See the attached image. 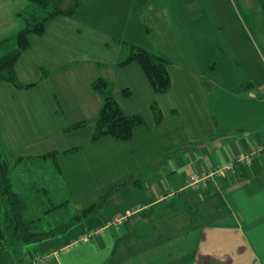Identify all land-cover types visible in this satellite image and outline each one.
<instances>
[{
    "label": "crops",
    "instance_id": "1",
    "mask_svg": "<svg viewBox=\"0 0 264 264\" xmlns=\"http://www.w3.org/2000/svg\"><path fill=\"white\" fill-rule=\"evenodd\" d=\"M27 5L0 0V42L23 28ZM260 8L86 0L29 35L14 64L27 87L0 81V153L41 237L19 254L6 247L0 264H264V149L239 160L264 146ZM128 43L168 55V92L154 93L138 64L118 66ZM97 79L143 117L129 139L92 141ZM191 175L204 178L191 187Z\"/></svg>",
    "mask_w": 264,
    "mask_h": 264
},
{
    "label": "trees",
    "instance_id": "2",
    "mask_svg": "<svg viewBox=\"0 0 264 264\" xmlns=\"http://www.w3.org/2000/svg\"><path fill=\"white\" fill-rule=\"evenodd\" d=\"M85 1L28 0L26 8L18 13V16L23 20V28L12 38L0 42V81L9 82L18 88H26V85L18 82L14 64L20 54L28 48V36L43 34L45 25L58 16H73ZM257 1L264 9V0ZM130 63L140 66L154 93L163 94L169 91L171 80L167 67L170 60L166 53L151 52L138 45L128 43L126 44V54L119 60L118 66ZM92 88L102 98V105L91 136L92 141H97L104 136H110L116 140L129 139L133 129L144 123L143 117L126 115L113 96L112 86L105 80H95L92 83ZM124 95L128 96L129 92L124 90ZM150 111L153 113L156 123L159 122L162 114L154 102L150 104ZM82 125L79 123L73 127ZM10 171L11 167L0 153V252L8 247L5 246L7 238L25 243L41 237L39 234L27 232L22 227L23 224H28L21 218L25 206L20 197L11 190ZM96 205L92 207L95 208ZM99 205L100 202L96 207ZM3 207H6V211H3Z\"/></svg>",
    "mask_w": 264,
    "mask_h": 264
},
{
    "label": "rangeland",
    "instance_id": "3",
    "mask_svg": "<svg viewBox=\"0 0 264 264\" xmlns=\"http://www.w3.org/2000/svg\"><path fill=\"white\" fill-rule=\"evenodd\" d=\"M261 9V11H262V18H263V28H262V35L260 36V34H259V31H257V33H258V35L256 36V37H258V41H259V39L260 40H262V44H260L259 42V47H260V49H261V51H262V53L264 54V9H262V7L260 8ZM260 11V12H261ZM251 29V28H250ZM251 31H255V30H252L251 29ZM215 54H216V57H219L220 55H221V48H220V46H216L215 47ZM213 66V65H212ZM57 193H59V191H57ZM51 197V196H50ZM43 198H45V196H43ZM45 199H47V198H45ZM4 200V199H3ZM55 202H57V200L54 198L53 199ZM46 202H45V205H44V207L45 208H50V200L48 201V200H45ZM70 211V210H69ZM64 213V215H66V212H62V214ZM59 212L57 213H54L53 214V218H57L58 216H59ZM22 227H24V229L25 230H27V232H30V227L29 226H27V224H23V226ZM21 227V228H22ZM9 237V236H8ZM17 243H21V242H19V240H15V239H10V238H7V242H6V245L5 246H8V247H12V249H14V251L15 252H17V254H19L20 253V248H15L14 246H18V245H16ZM23 250H24V248H22Z\"/></svg>",
    "mask_w": 264,
    "mask_h": 264
},
{
    "label": "built area",
    "instance_id": "4",
    "mask_svg": "<svg viewBox=\"0 0 264 264\" xmlns=\"http://www.w3.org/2000/svg\"><path fill=\"white\" fill-rule=\"evenodd\" d=\"M264 149V146H259V147H255L253 149H251L249 152H247L246 154L242 155L239 160L242 161H249V159L253 156L258 154L259 152H261ZM219 172V171H217ZM204 177H198L195 175H191L189 180H188V185L191 187H195L197 185V183L199 181H201Z\"/></svg>",
    "mask_w": 264,
    "mask_h": 264
}]
</instances>
